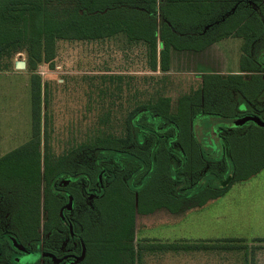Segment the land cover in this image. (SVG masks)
Here are the masks:
<instances>
[{
    "label": "rangeland",
    "instance_id": "obj_1",
    "mask_svg": "<svg viewBox=\"0 0 264 264\" xmlns=\"http://www.w3.org/2000/svg\"><path fill=\"white\" fill-rule=\"evenodd\" d=\"M171 1L175 0H156L154 5L152 0H117L111 10L105 11L108 14L104 19L100 17L104 16L102 13L84 7L81 0L38 1L52 26L67 22L77 11L94 22L124 21L133 15L132 29L143 22L148 35L155 25L156 57L149 42L132 41L130 34L122 32L100 40H58L55 52L43 54V60L35 61L36 67L31 70L30 55L35 51L29 42L39 33L33 30L28 42L25 35L22 39L14 29H8L9 24L4 26L0 38L7 34L19 41L0 55V148L18 147L30 137L34 76L33 86L38 79L41 85V159L32 163H40L50 177L84 170L96 178L103 151L108 152L109 160L130 150L143 156L147 151V158L129 162L139 172V181L117 180L100 193L92 210L80 221L75 219L77 213L70 215L75 226L83 230L85 240L103 234V228L96 231L94 223L103 216L118 219L124 204H130L135 210V257L125 255L118 264H264V241H260L264 240V130L255 128L248 134H244L247 127L238 130L243 137H232L231 160L214 162L208 158V148L213 145L209 135L205 136L196 125L211 121L212 117L220 123L219 116H233L235 105L241 100L236 93L249 98L257 96L260 78L245 73L241 78L230 75L241 73L239 65L257 66L252 56L264 67V0H213L215 13L199 19L183 11V2ZM8 2L0 3L5 6ZM174 18L178 22L173 28L170 23ZM240 22L246 30L250 26L261 30V37L250 42L249 47L233 30ZM217 39L219 43L215 44ZM17 62H25L26 68H16ZM160 106L167 108L170 120L157 111ZM154 123L161 131L160 141L176 139L170 145L173 156L165 151L164 142L155 145ZM14 136L17 140L11 141ZM176 163H183L186 168L199 166L198 170L212 165L208 175L218 173L219 177L216 175L210 185L211 178L206 177L198 182L200 188L183 190L178 195L169 192L172 184H166L172 181L169 171ZM128 168L123 176L128 174ZM257 170L260 174L255 173L243 183L241 177ZM165 175L169 179L164 183ZM226 177H232L234 186L216 200L217 192L224 190L220 182ZM84 201L81 200L84 207L79 206L78 210L88 206ZM203 202L205 205H201ZM55 215V210L50 211V223ZM46 216L47 212L40 211L33 222L25 221L19 236L25 239L34 233L39 242L57 250L64 234L54 232L47 239L42 228ZM87 219L93 222L86 223ZM37 223L40 228L35 231L37 225L33 224ZM118 226L120 222L113 221L110 230ZM21 240L35 249L30 241ZM193 244L202 249L168 248ZM8 247L5 242L0 264H13ZM38 259L39 255H29L16 259L15 264H51ZM87 259L88 251L83 264H88Z\"/></svg>",
    "mask_w": 264,
    "mask_h": 264
},
{
    "label": "flooded vegetation",
    "instance_id": "obj_2",
    "mask_svg": "<svg viewBox=\"0 0 264 264\" xmlns=\"http://www.w3.org/2000/svg\"><path fill=\"white\" fill-rule=\"evenodd\" d=\"M259 42L258 40L256 43ZM254 48L255 45L251 50L252 55L254 54ZM252 60L257 64V66H254L255 69L253 68L255 71L245 74L261 79L262 82L260 84H262V86L257 96L255 97L253 95L252 98H249L242 95V93H236L241 100L236 103L235 111H237L233 116H219L218 119L222 120L220 123H215L214 120L216 119L211 116V121H201V123L198 122L196 124L197 128L205 134V136H207V134L209 135V141L213 144L208 148L209 153H211V156H208V158L212 159L210 161L216 162L223 158L231 160L230 142L232 141V137H243L238 135V133H240L238 130L247 127V132L244 134H248V132L255 128L264 130V67L261 62L256 61L253 56ZM242 120H246V122L238 124ZM257 121L260 123V126ZM170 124L169 126L171 127L172 122H170ZM155 131L157 132L156 135H154L153 132H150V134L156 137L157 143L155 145H158L160 141V137L158 136L161 131L158 129H155ZM175 131L177 132L176 129ZM146 133L149 132L147 131ZM172 138L173 137H170L165 140V146L167 147L165 151H170L171 156L174 155V152L171 153L174 149H171L170 145L174 144L176 140H172ZM182 149L181 146V150ZM102 153L103 156L97 162L98 176H96V178L84 170L73 172L75 174H71L70 172L69 174H65V176L56 175L50 177L46 169L40 168L39 186L42 196L40 209H36L35 206H31V209H29L26 206V204H29L27 199L29 196V185L25 180L24 160L14 158L6 160L0 165V259L3 256V247L6 242L9 245L7 251H10V259L13 264H15L16 259L29 255H39L38 261L44 260L51 264L84 263V260L78 262V259L82 257L85 247L86 251H88L87 243L83 237V230L75 226L70 215H73V213L75 215L77 213L75 219L77 218L78 221H80L84 214L92 210L94 202L100 193L107 190L112 183L117 180L126 181L128 183L139 181V172L135 169L133 170L129 162H137L141 157L147 158V151H145L144 156L137 152V150L136 152H131V150L127 153L122 152L119 153L121 155H119V158H116V160L107 159L108 152L103 151ZM4 165L6 166L3 168ZM174 165L175 167L171 168L169 171L172 181L167 182L166 179H169V177L165 175L163 182H167L166 184L168 185L172 184L173 187L169 192H178V195L181 194L183 190L200 188L201 185H199L198 182L205 181L206 177L211 178L208 182L210 185L212 181H216L215 177L218 175V173L216 175L215 173H209L208 175V171L213 167L212 165H205L203 167L204 170L200 168L199 170L197 169L191 172V177L186 173V167L183 163H176ZM128 166L130 168H128ZM126 168H128L127 178L123 176V172ZM34 170L36 173L38 172V169L34 168ZM37 190L39 192V187ZM83 199L85 200L84 202L88 203V206H86L83 211L81 209L78 210L77 207H84L81 202ZM69 205L70 210H68ZM53 210H55V213L57 212L58 215H55V220L50 223V211ZM24 211L34 216L40 214V211L47 212L46 222L43 224L42 228L47 234V239H50L54 232L64 234L62 246L59 247L60 249L57 248V250H55L51 245H46V242V244H44V242H42V244L38 241L39 239L37 240L35 236H33L34 233L33 235H29V237L27 236L25 239L21 235L20 236L25 242L28 240L30 241L29 243H33L35 249L29 248L23 244L19 234L24 230ZM48 223L50 224L47 226ZM33 225H37L34 228L35 231L37 228H40L38 223ZM72 225L73 228L71 227ZM13 230H15V232Z\"/></svg>",
    "mask_w": 264,
    "mask_h": 264
},
{
    "label": "trees",
    "instance_id": "obj_3",
    "mask_svg": "<svg viewBox=\"0 0 264 264\" xmlns=\"http://www.w3.org/2000/svg\"><path fill=\"white\" fill-rule=\"evenodd\" d=\"M40 0H9L5 6H2L0 3V30L5 28L4 26L8 25V29L15 30L16 33L23 39V35L29 42V35L33 30H36L39 33V36L32 37L30 40V45L35 53L31 54L32 63L30 65L31 70H34L36 67L35 61H42L43 54L49 55L55 52V45L58 40H100L108 37H113L119 33L126 32V34H130V38L132 41H145L149 42L154 50L155 57L157 56V40L155 37V28L151 31V35L147 34L145 23L139 24L135 29L131 27L132 16L127 15L126 20L122 21H103L96 22L87 18L86 16L80 15L79 11H77L70 20L64 23H56V26H52V22L49 18L45 16V12H43V7ZM84 7H87L96 13H102L104 16H100L102 19L105 17L108 12L106 10H111L114 5H116L117 0H81ZM215 1V0H214ZM213 0H175L171 2H175L177 4H181L183 6V11L189 13L190 15H194L192 17H200L207 18L211 17L213 13L216 11L215 2ZM1 2V0H0ZM152 3L155 5L156 0H152ZM81 10V9H80ZM85 10V9H84ZM106 13V14H105ZM167 13V12H166ZM99 15V14H97ZM169 16V15H168ZM99 17V16H98ZM191 17V18H192ZM199 19V18H198ZM171 20V19H170ZM192 20V19H191ZM190 20V21H191ZM176 18L173 19V22L170 23L174 28ZM178 22V21H177ZM248 26V25H247ZM249 27V26H248ZM172 28V29H173ZM250 29L246 30V25L243 22L238 23L233 30L237 31L238 38L244 39L245 47H249L250 42L255 39L261 37V30L255 26H250ZM147 34V35H146ZM162 39L164 37L162 36ZM19 40L13 37H9L5 34L2 38H0V55L4 53L10 47H13L17 44ZM218 41V39L216 40ZM163 46L167 47V45L163 44ZM246 50V48H245ZM247 52V51H246ZM52 57L48 58L51 60ZM35 66V67H34ZM242 72H254L253 67L249 66H241ZM165 71L167 69L165 68ZM33 77L32 76V113H33V138L32 140L23 146L22 148L16 150L12 154L5 157L2 161L11 160L14 158L24 160V169H25V180L29 185V196L27 197L29 204L26 206L31 209V206H35L36 209H40L41 206V193H40V163L37 164L33 162L34 160H40V144H41V85L40 79H38V84L33 86ZM231 78H241V76H231ZM262 84L258 86V93L261 89ZM246 94V93H245ZM190 105L191 102H188ZM188 104L185 106L188 110ZM166 106V105H165ZM157 110L162 116L167 117V119H171L166 112L167 108L163 110V108L156 107ZM189 111V110H188ZM172 120H176L172 118ZM155 121V120H154ZM155 124V123H154ZM131 129V127H130ZM129 129V130H130ZM154 129H158L155 124ZM129 135V138L132 139L133 136ZM164 142L163 140L158 143ZM165 143V142H164ZM135 152V151H134ZM0 161V163L2 162ZM249 166L246 163L244 167ZM38 169L34 172L33 169ZM198 167H193L191 165L187 166L186 173L190 175L191 172L197 170ZM264 169V166H262ZM261 169V170H263ZM260 170L256 172L249 173L246 177H241L242 181L250 179L255 173L258 174ZM187 175V174H186ZM221 186L224 188L222 192H217L214 199H218L223 197L227 192L228 188L231 186L233 179L232 177H228L226 179H222ZM39 187V192H38ZM210 199V198H209ZM48 204V203H47ZM130 204H124V208L120 210L119 217L114 218L113 216H107L106 218L103 216L102 219L98 223H94V229L99 231V228H103L102 235L93 237L92 239L85 240L88 241V259L86 263L88 264H118L121 262L119 258L123 259V257L131 256L135 257V250L132 246V242L135 237V210L134 206L129 207ZM201 205H205V202L201 203ZM39 215V214H38ZM34 215L30 213H26L24 211V220L33 222ZM113 221H119L120 227L116 230H110V225ZM39 222V220H38ZM93 222L91 219H87L86 223ZM259 240V239H258ZM227 241V240H226ZM236 241V240H231ZM264 241V240H260ZM101 248V252L97 253L98 249ZM170 249H186V250H200L202 249L201 245L193 244L186 246L172 245L168 246ZM129 256V257H130Z\"/></svg>",
    "mask_w": 264,
    "mask_h": 264
},
{
    "label": "crops",
    "instance_id": "obj_4",
    "mask_svg": "<svg viewBox=\"0 0 264 264\" xmlns=\"http://www.w3.org/2000/svg\"><path fill=\"white\" fill-rule=\"evenodd\" d=\"M240 41H242V44L244 43L243 42V40H241L240 39ZM217 43H219V41H217L215 44H217ZM239 70L238 71H240L241 73H233L232 75H230V76H243L244 75V72H242L243 70H242V68H241V65H239ZM216 76H219V75H217V73H214ZM30 97H31V104H32V95H31V91H30ZM31 116H32V118H33V113H31ZM259 126H260V123H259ZM30 131H31V134H30V137H28L26 140H25V142L22 144V145H20V146H18V147H2V148H0V161H2L5 157H7L8 155H10V154H12L13 152H15L16 150H18V149H20V148H22L23 146H25L26 144H28L31 140H32V138H33V119H32V124H31V126H30ZM28 135H29V133H28ZM4 141H7V139L5 138V139H3ZM17 140V136H14L12 139H11V141H16ZM264 170V169H263ZM262 170V171H263ZM261 171V172H262ZM260 174V173H259ZM249 180V179H248ZM248 180H246V181H248ZM246 181H243V183H245ZM234 183H232L231 184V186L228 188V190H227V192L225 193V195L233 188V185ZM224 195V196H225ZM221 198V197H220ZM219 199V198H218ZM217 200V199H216Z\"/></svg>",
    "mask_w": 264,
    "mask_h": 264
},
{
    "label": "water",
    "instance_id": "obj_5",
    "mask_svg": "<svg viewBox=\"0 0 264 264\" xmlns=\"http://www.w3.org/2000/svg\"><path fill=\"white\" fill-rule=\"evenodd\" d=\"M16 68H19V69H25V68H26V63H25V62H17V63H16ZM255 121H256V120H255ZM245 122H246V120H242V121H241L240 123H238V124H243V123H245ZM257 122H258V121H257ZM258 123H259V122H258ZM85 255H86V252H85V250H84V253H83L82 257L78 259V262L83 261L84 258H85Z\"/></svg>",
    "mask_w": 264,
    "mask_h": 264
}]
</instances>
